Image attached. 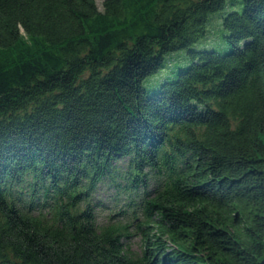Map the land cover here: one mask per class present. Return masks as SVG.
Instances as JSON below:
<instances>
[{"label":"trees","instance_id":"obj_1","mask_svg":"<svg viewBox=\"0 0 264 264\" xmlns=\"http://www.w3.org/2000/svg\"><path fill=\"white\" fill-rule=\"evenodd\" d=\"M224 4L0 0V264H260L264 0L222 17L229 51L141 85ZM105 179L128 203L98 224Z\"/></svg>","mask_w":264,"mask_h":264},{"label":"rangeland","instance_id":"obj_2","mask_svg":"<svg viewBox=\"0 0 264 264\" xmlns=\"http://www.w3.org/2000/svg\"><path fill=\"white\" fill-rule=\"evenodd\" d=\"M99 8L102 7L103 0H95ZM243 0H225L222 9L208 13L206 32L204 36L192 43L187 48H181L167 52L164 56L163 65L156 72L147 75L141 82L143 89L147 93H152L158 89L160 83L166 79H174L176 72L181 67H186L191 59L189 50L211 49L218 53H225L231 49V45L225 40L224 35L227 31L222 26V17L231 10H241ZM119 186L108 180L101 181L92 196L90 204L94 208L96 222L103 224L108 218H115L119 209L125 208L128 203L126 193L119 190ZM136 218L140 220L142 215L140 211L135 213ZM129 216V215H128ZM126 214L120 219L126 221ZM133 249L141 247V241L138 236H131L128 241Z\"/></svg>","mask_w":264,"mask_h":264},{"label":"water","instance_id":"obj_3","mask_svg":"<svg viewBox=\"0 0 264 264\" xmlns=\"http://www.w3.org/2000/svg\"><path fill=\"white\" fill-rule=\"evenodd\" d=\"M260 264H264V253H263V257H262V259L260 261Z\"/></svg>","mask_w":264,"mask_h":264}]
</instances>
